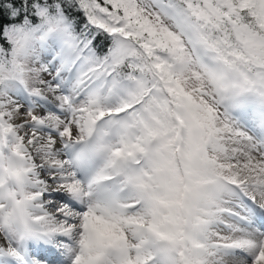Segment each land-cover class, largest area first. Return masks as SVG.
<instances>
[{"label": "snow or ice", "instance_id": "obj_1", "mask_svg": "<svg viewBox=\"0 0 264 264\" xmlns=\"http://www.w3.org/2000/svg\"><path fill=\"white\" fill-rule=\"evenodd\" d=\"M0 264H264V0H0Z\"/></svg>", "mask_w": 264, "mask_h": 264}]
</instances>
